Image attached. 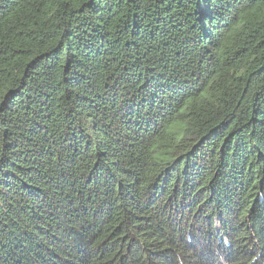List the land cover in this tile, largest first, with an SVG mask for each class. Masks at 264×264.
Returning a JSON list of instances; mask_svg holds the SVG:
<instances>
[{"label": "trees", "instance_id": "16d2710c", "mask_svg": "<svg viewBox=\"0 0 264 264\" xmlns=\"http://www.w3.org/2000/svg\"><path fill=\"white\" fill-rule=\"evenodd\" d=\"M0 264H264V0H0Z\"/></svg>", "mask_w": 264, "mask_h": 264}]
</instances>
